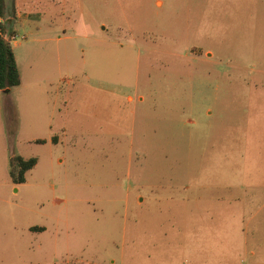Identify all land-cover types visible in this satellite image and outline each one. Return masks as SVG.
I'll use <instances>...</instances> for the list:
<instances>
[{"label":"rangeland","instance_id":"rangeland-1","mask_svg":"<svg viewBox=\"0 0 264 264\" xmlns=\"http://www.w3.org/2000/svg\"><path fill=\"white\" fill-rule=\"evenodd\" d=\"M5 2L0 264L264 263V0Z\"/></svg>","mask_w":264,"mask_h":264},{"label":"trees","instance_id":"trees-1","mask_svg":"<svg viewBox=\"0 0 264 264\" xmlns=\"http://www.w3.org/2000/svg\"><path fill=\"white\" fill-rule=\"evenodd\" d=\"M14 32L7 19V6L5 0H0V91H6L21 86V74L16 54L12 46ZM58 139H55L57 143ZM38 143H46L38 141ZM38 164V159L25 160L15 157L12 160V176L19 183H25V175ZM17 171V172H15ZM17 173V175H16Z\"/></svg>","mask_w":264,"mask_h":264},{"label":"crops","instance_id":"crops-1","mask_svg":"<svg viewBox=\"0 0 264 264\" xmlns=\"http://www.w3.org/2000/svg\"><path fill=\"white\" fill-rule=\"evenodd\" d=\"M55 139H57V137L52 138V143H55V142H54ZM57 142H59V138H58ZM41 231L45 232L46 229L44 228V229H42ZM249 253H250V255H248V256H250V259H251V258H252V259H256V255H257V254H256V252H255L254 250L249 251ZM236 264H243V262L236 263ZM247 264H251V263H247ZM252 264H253V263H252ZM260 264H264V263H260Z\"/></svg>","mask_w":264,"mask_h":264},{"label":"water","instance_id":"water-1","mask_svg":"<svg viewBox=\"0 0 264 264\" xmlns=\"http://www.w3.org/2000/svg\"><path fill=\"white\" fill-rule=\"evenodd\" d=\"M7 92H9L10 90L8 89V90H6Z\"/></svg>","mask_w":264,"mask_h":264}]
</instances>
